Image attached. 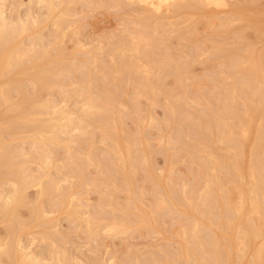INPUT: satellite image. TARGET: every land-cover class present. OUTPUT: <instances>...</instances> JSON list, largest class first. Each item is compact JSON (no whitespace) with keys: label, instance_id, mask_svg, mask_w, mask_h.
<instances>
[{"label":"bare ground","instance_id":"6f19581e","mask_svg":"<svg viewBox=\"0 0 264 264\" xmlns=\"http://www.w3.org/2000/svg\"><path fill=\"white\" fill-rule=\"evenodd\" d=\"M8 1L0 0V264H264L262 0H30L16 16ZM82 2L116 8L122 27L83 41L70 31ZM196 65L206 69L199 82ZM55 89L62 97H49ZM149 125L161 129L156 142ZM181 160L196 168L193 183L174 178ZM61 213L89 238L157 233L166 213L184 219L173 249L90 263L62 245ZM38 238L49 251L34 250Z\"/></svg>","mask_w":264,"mask_h":264},{"label":"rangeland","instance_id":"374dc122","mask_svg":"<svg viewBox=\"0 0 264 264\" xmlns=\"http://www.w3.org/2000/svg\"><path fill=\"white\" fill-rule=\"evenodd\" d=\"M262 2L264 6V0H262ZM30 5H32L30 4V0H9L7 12L12 16H16L18 14L24 15ZM33 8L39 12L44 10V7L40 6L39 4L33 5ZM218 9L222 10L221 7H218ZM224 9H226V7H223V10ZM75 10L77 12V22L72 24L70 31L76 30L78 32L77 35L79 38H81L83 41H87L88 43L94 39L97 41L100 37L105 38L111 33L117 32L122 27L120 12L114 7H107L103 5L87 8L84 5V2H82L75 6ZM53 29V23L49 21L43 29L45 40L50 39ZM202 29L204 28L202 27ZM203 34L205 35L206 33ZM25 41L30 42V37H27ZM66 45L69 47V49H72L74 45L73 39L68 37L66 40ZM205 70L206 69L203 65H196V67H194V72L192 71V73L195 75L193 76L192 73L190 74H192L195 82L200 81L197 80L199 78H196L195 76L203 74ZM54 94L57 97H62V94L59 93V90L57 89H55L52 94H49V97H54ZM72 100L69 101L68 104H71ZM155 112V115L158 118H162L164 116V110L161 107H156ZM133 126L134 123L130 120L129 127ZM148 130L151 137H153L152 141L156 142V138L161 133V129L158 126L149 125ZM176 135H178V132H176ZM26 148L29 151L33 150L29 143L26 145ZM56 157L59 159V161L63 160L65 157V150L61 147L56 148ZM153 159L158 168H161L165 165V157L162 151H155L153 154ZM33 167L34 170H37L36 165H33ZM53 172L56 174V171ZM195 174L196 168L189 165L186 160L179 161L175 165L173 172L174 178L177 181H185L188 183L194 182ZM147 186L148 189H150V185L148 184ZM86 187L89 186L84 185L81 189L84 191ZM31 193L35 194V189H32ZM88 196L90 198L89 208L94 209L97 195L92 190H90ZM149 196L151 197V194L148 193V197L146 196L148 200ZM115 198L122 200L124 196L122 194L116 193ZM45 204L49 209H57L55 201L52 199H46ZM22 213L27 215V210L23 209ZM59 217L60 228L64 235L63 239H61L62 245L70 252L81 256L90 263H102L103 261L109 259L111 255L116 252L124 258H128L133 254H139L144 261H147L150 258L149 255L152 248L157 246H169L170 249H173L177 246V242L176 239L172 240L173 242H170L171 235L179 227L182 219H184L179 214L166 213L161 219V231L157 233H152L148 230H142L125 235L114 236L103 232L99 233L94 238H89L84 229L81 226L77 227V222H74L72 218L67 215V213H61ZM24 240L25 242H30V238L28 236ZM32 246L35 251L43 253H46L50 250L49 242L40 238L36 239Z\"/></svg>","mask_w":264,"mask_h":264}]
</instances>
